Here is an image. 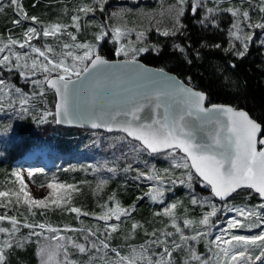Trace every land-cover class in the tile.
I'll use <instances>...</instances> for the list:
<instances>
[{"label":"snow or ice","instance_id":"snow-or-ice-1","mask_svg":"<svg viewBox=\"0 0 264 264\" xmlns=\"http://www.w3.org/2000/svg\"><path fill=\"white\" fill-rule=\"evenodd\" d=\"M183 4L184 0H179ZM11 5L15 6L20 19L14 20L13 24H20L22 20L30 19L33 23H38V19L35 16L29 17L24 12L23 7L20 5V0H11ZM197 3L192 5V11L195 13ZM261 13H264V3L259 8ZM80 11L87 14L92 11L90 7L80 9ZM209 12L212 9H208ZM226 11L236 17L239 15L238 10L231 8ZM183 14V8L179 10L178 15ZM244 21H249L248 27L264 29V23H256L252 25L250 23L249 12L244 11L242 13ZM79 17L73 16V26L79 30V24L76 23ZM179 25V20L176 21ZM233 28L236 31L230 32V35L237 40L241 39L239 35L241 29L239 23L233 24ZM61 31V26L58 24H52L46 26L42 30L44 37L55 36ZM113 39L116 43H119L120 37L123 35V30L120 27L112 29ZM162 35H169L168 31L161 33ZM175 34V33H173ZM40 32L37 28L29 27L24 33V42L21 43L17 40L9 38L8 43L4 46H0V53H5L6 49L9 54H5L0 57V68H7L9 71L13 69H25L20 71V76L24 77L26 71L30 70L31 75H35L37 68L41 69L45 75L42 81H32L33 84L46 85L47 88L55 91L56 104L55 112L45 110L39 117L38 123L48 122L49 117H54L55 123H68L72 124L74 119L79 115L75 109L76 92L85 87V82L90 79H95L97 76L111 73V72H136L147 71V69L141 68L136 64L135 57L139 53L148 51L146 47H140L138 49L133 48L132 59L126 62L110 63L102 58L100 55L95 54L94 45L85 43H75L70 46L64 44L63 48L75 47L76 49H83V55H74L73 52L67 51L62 54L64 58L53 59L46 53L53 52V49L46 47L44 51L40 48L31 46L29 41L34 37H38ZM71 35L73 41L76 40V36ZM106 33L101 32L97 35L96 40L99 41ZM143 36V33L138 34V39ZM252 40V33H247L243 36V50L238 51L235 54L238 57H243L248 49V44ZM18 45L23 49L26 46L31 47V52L38 54L39 57H43L45 62L38 63L36 59L31 60V65L27 62L24 64L21 61H26L27 53L21 54L12 52L11 47ZM217 47H219L217 45ZM182 50V49H181ZM123 53L125 56L129 55L127 49L123 46L116 48V54ZM67 57H71L72 63L66 62ZM13 59L15 63L13 64ZM84 61H88L87 64ZM135 65V67H130ZM161 74L163 70H158ZM55 73L54 76L51 74ZM87 74V75H85ZM75 77V80L73 79ZM99 89L100 84L94 85ZM141 91L137 94L139 99H133L130 102V106L123 112L117 111L111 115V120L115 121L117 116L124 115L130 117L124 123L116 124L115 127L127 134L128 137L138 141L142 145L143 149L149 153H159L162 150H171L168 152L169 156H174L176 150L183 155L173 163V167L184 168L188 170L187 179L192 181L193 175L199 177L206 186L210 187L213 197L224 200L235 193L238 189L248 188L252 189L262 199H264V125L252 119L250 115L243 111L237 110L231 106H223L213 104L210 107H205L206 96L204 93L194 90V88L185 85L183 82L176 81L171 88L176 96L179 97V104L175 111L170 112V106L163 103V98L167 97L170 93L168 89L155 86L154 83H146L139 86ZM12 86L6 83L4 79H0V107H3V101L12 97ZM14 92L21 93V89L16 87ZM44 94V88H40V95ZM15 103V101H12ZM155 103V108L164 107V115L162 119H156L152 117L150 123H134L140 120L139 113L145 107V103ZM21 105V112H28L29 109L25 107L28 104V99L21 95L19 100ZM203 114V115H202ZM187 117V119H186ZM195 117V119H191ZM88 118L91 122L93 129L99 127H106L109 131L113 130L112 124L97 123L99 116L95 113H89ZM213 124V129L207 131L206 139H197L198 132L205 131V124ZM131 165H129V168ZM126 171L128 169H125ZM194 170V173H193ZM40 170H31L28 172V177L31 178L34 172ZM15 177L16 183L19 185L18 191H0V198L14 197L15 203L19 206L21 203L27 207V210L35 215L33 211L36 209H47L50 205L61 207L63 204L70 200V196L64 193V189H71L72 186H65L54 182H49L47 187L51 190L48 197L36 199L26 190L27 184L24 182V178L19 172L12 174ZM144 177L149 180H162L163 177L154 170L149 172H138L137 178ZM175 183V181H173ZM183 183V181H181ZM190 186V185H189ZM43 187V185H41ZM157 193L152 196L153 200L157 199L158 195H162L159 189H154ZM111 199V198H110ZM197 203L194 198L192 201ZM12 203V200H8L7 203H0V207H7ZM107 208V206H105ZM264 208V204L259 206ZM171 208H175L172 205ZM171 208L165 209V214H171ZM234 211L235 216L227 220L226 228L221 231L224 235H227L231 230L247 227L249 229L253 227H261L264 224V216H262L255 209H246L244 207H237L228 209ZM67 211L76 213L77 216L83 214L85 216L89 213H81V209L77 207H69ZM216 207H212V211L207 213L202 220L199 221L202 225L209 224V218L216 215ZM127 210L121 208L118 204L116 207L107 208V211L97 216L96 219L106 222V230L104 239H100L97 232L91 229L87 230V235L84 237L88 240L89 237H96L99 243L96 241H90L89 245L75 243L72 237L65 238L61 235H52L51 237L45 236V232L58 233L60 230L53 228L45 223H27L23 224V227L31 229L29 237L35 236L42 238L43 240L56 241L55 245L41 243L37 255L40 257V264H75V261L70 260L68 246L71 245L77 249L80 253H87L89 249H94L97 253L103 250H110L115 253L117 259L108 260L104 259L103 264H173V253L182 248V244L187 240H196L201 233H196L192 237L180 236L182 243L172 242L171 246L168 245L165 239H154L150 241V244H155L162 248L159 253L153 252L149 255V248L141 246V248H133L128 255H122L120 251L115 248L110 249V245L107 241L111 233L117 230V225H108L107 221L113 217L116 220H120L121 216L126 215ZM245 221H252L253 217L257 218L260 223H244ZM9 221L12 225L11 229L7 227H0V234H5L7 237L3 241H0V264H6L5 251L7 249L16 247H22L23 243L19 240H15L14 237L19 232V221L15 216L0 215V221ZM185 226L192 224V221L185 220ZM133 229L137 225L133 224ZM173 227L179 233L180 229L173 223ZM39 229L40 231H36ZM66 231H77V229H65ZM80 231H85L81 229ZM154 235V233H153ZM164 235V234H162ZM167 236H171L172 233H167ZM66 243H62L65 241ZM210 243L219 251L215 253L216 264H254L255 261L264 260V230L260 231L258 235L244 236L232 234L228 239H224L223 235H217ZM259 249V254L252 255V251ZM188 252V257L185 259L184 264H191L192 261H197L198 264H210L209 260H203L201 256L197 255L196 251L192 248L185 249ZM62 251L63 260H57L58 253ZM106 256V253H105ZM155 257V259L153 258ZM96 258L90 256L89 261H94Z\"/></svg>","mask_w":264,"mask_h":264},{"label":"trees","instance_id":"trees-1","mask_svg":"<svg viewBox=\"0 0 264 264\" xmlns=\"http://www.w3.org/2000/svg\"><path fill=\"white\" fill-rule=\"evenodd\" d=\"M66 1L73 4L76 0H20V5L29 17L36 16L39 19L53 15ZM186 4L190 5V2ZM189 5L182 15L183 28L179 32L165 36L149 31L146 38L149 41L148 51L139 53L135 58L175 73L183 81L204 91L208 103H227L236 108H243L252 118L264 125V52L261 45L250 41L243 57L234 55L228 48L229 16L219 15L213 22L205 21L200 19L198 13L191 14ZM17 19H20V16L14 6L5 5L0 9V36L8 33L20 35L27 20L13 24ZM97 53L108 59L122 58L116 55V45L108 36L97 42ZM1 75L28 93H34L35 99L30 103L29 111L11 123L1 118L5 114L0 110V191L5 188L6 191H12L11 188L15 187L13 168L16 161L27 151L41 149L59 153L67 160L52 167L36 166L40 171L35 178L74 182L77 188L73 191L67 206L80 208L81 213H89L87 216L79 215L78 220L86 223L90 222L92 214L100 210L110 198L131 209L130 216L123 221L120 231L112 235L110 249L123 251L125 247L121 243V235L132 223H136L138 228L133 242L146 241L142 237L155 231L151 229L157 222L153 214H158L161 204H153L146 195L144 190L146 183L139 181L136 176L139 165L127 163V155L124 156L123 149L115 147L108 149L101 145L93 134L119 136L120 141L132 146V152L137 155L133 157L144 162L154 160L161 153L150 154L139 143L120 133L61 127L56 125L54 117H49L46 123H38L44 105L54 112L53 91L43 87L44 94L40 95V90L32 92L31 89H27L17 74L9 76L7 71H3ZM187 183L176 184L171 194L167 192L170 195L166 200L169 199L179 207L181 204L177 200L184 204L189 203L192 195H196L198 200L200 197L208 196L216 203L219 202L213 198L209 187L195 175L192 181ZM8 200H12V203L7 207H0V215L15 216L19 222L40 221L61 228L77 226L76 213L69 212L63 207L34 208L36 214L32 215L22 203L18 206L14 197L0 198V203H7ZM232 200L250 205L262 202L256 193L247 188L238 190L221 203L223 205ZM190 204H193L191 199ZM197 204L195 205L197 209L190 211L192 214L198 215L201 209L206 207ZM0 223L6 227L9 222L5 220ZM29 232L30 229L23 227L16 234L14 239L23 243L18 249L23 251L20 254L12 252L8 255L10 249H7L6 264H9L8 258L10 264H40V257L37 255L41 245L40 239L35 236L29 237ZM65 233V238L70 237L68 231ZM77 236L78 232L71 236L75 243L79 242ZM62 243H66V240ZM201 243L202 240L198 245ZM15 249L17 247L14 245L13 250ZM59 257L63 258L62 251Z\"/></svg>","mask_w":264,"mask_h":264},{"label":"rangeland","instance_id":"rangeland-1","mask_svg":"<svg viewBox=\"0 0 264 264\" xmlns=\"http://www.w3.org/2000/svg\"><path fill=\"white\" fill-rule=\"evenodd\" d=\"M186 2H190L189 4H186ZM197 3L196 11L195 13H198L200 15V19L213 22L215 20L216 16L221 15H228L230 19L229 24V32H228V48L229 50L236 55L235 53L238 51L243 50V36L247 33H252V40L256 44L261 45L263 52H264V29H259L255 27H248L249 21H244L242 13L244 11L249 12L250 17V23L252 25H255L256 23H264V13H261L259 8L262 3H264V0H184L183 4L179 2V0H76L73 4L64 3L62 6L59 7L58 11L53 13L51 16H45L43 18H37L38 23H33L30 19L27 20L25 23L24 28L21 29L20 35H12L11 33H8L5 36H0V46H4L8 43L9 38L17 40L21 43L24 42V33L29 27H35L37 28L38 32H40V35L38 37H34L31 41H29V44L31 46L40 48L42 51L46 49V47H50L53 49V52L46 53L49 55L50 58L53 59H59L64 58L62 54L67 51L73 52L74 55H83L84 50L83 49H76L75 47H69L68 49H64L63 45L66 43L70 46L74 45L75 43H85V44H91L94 45V52L97 54V40L96 37L101 32L106 33L102 37V39L105 36H108L116 45L117 47L123 46L125 49L128 50L129 55L125 56L123 53L120 55H117L118 57L122 58H130L132 57V51L133 48H140V47H148L149 41L146 40L149 31H154L155 33L161 34L164 31H168L169 35H172L173 33L179 32L183 28L182 24V15L184 14L186 10V6L189 5L188 9L191 14H194L192 11V5L193 3ZM5 5H11V0H0V9H2ZM15 7V6H14ZM90 7L92 11L85 14L84 12L80 11V9ZM183 8V14L178 15L179 10ZM233 9L238 10L239 15L234 17L231 12L226 11L227 9ZM208 9H212L211 12L208 11ZM77 16L79 19L76 23L79 24V30H77L76 27L73 26V20L72 17ZM32 17V16H31ZM36 17V16H35ZM179 20V25H177L176 21ZM239 23L240 25V33L241 36L240 40L235 39L230 35V32L236 31L235 28H233V24ZM52 24H58L61 26V31H59L55 36H48L44 37L42 35V30L44 27L52 25ZM115 27H120L123 30V35L120 37L119 43H116V41L113 39V33L112 29ZM72 35L76 36V40L73 41L71 38ZM143 33V36H141L138 39V34ZM101 40V39H100ZM99 40V41H100ZM249 44V42H246ZM12 52L17 53H27V59L26 61H21L22 64L27 62L29 66L31 65V60L36 59L38 63L45 62L43 60V57H39L38 54L31 52V47L26 46L25 48L21 49L18 45L10 46ZM5 54H9L8 50L6 49L5 53H0V57H2ZM138 55H136L137 57ZM237 56V55H236ZM66 62L71 64L72 60L71 57L65 58ZM15 63V60L13 59V64ZM85 64L88 63V61H84ZM25 70L23 68L21 69H13L9 71L7 68H0V79H4L6 83L12 86V97L9 99H5L3 101V107H0V110L4 111V116L1 118L3 120H6L8 122H14L16 119L21 118L25 115V112L20 111V103L19 100L21 98V95L26 97L28 99V104L25 105V107H30V103H33V100L35 99L34 93H28L25 91L22 87H20L18 84L4 78L1 74L3 71H7L9 73V76H14V74L18 75V78L21 80V82L26 85L27 89H31L32 92L35 90H40L41 87H45V85H37L33 84L32 81H42L44 79L45 73L37 68L35 70V75H31V71L27 70L26 75L24 77L20 76V71ZM51 75H55V73H52ZM10 78V77H9ZM20 88L21 93L17 94L14 92V88ZM48 89V88H47ZM15 101L13 103L12 101ZM49 110L47 105H44V109ZM94 138L104 147L110 149V148H121L123 149L124 156L126 157V162L132 163L133 165L138 164V168L136 169V176L138 172H149V170H154L155 172L159 173L161 177H163L162 180H149L144 177L138 178L139 181L145 182L146 187V195L148 196L149 200L153 204L160 203L161 208L158 214H153V216L157 219L155 227L151 229H155L154 232L148 233L147 235L143 236L142 239L146 240L144 242L139 241L137 243H134L136 236L137 227L133 229V224L137 225L136 223L130 224V227L128 229L124 230V234L121 235L122 240L121 243L124 245L123 251H120L122 255H128L133 248L140 249L141 246H146L149 248V255L151 253L156 252L159 253L162 251V248L155 245L150 244V241L160 238L165 239L169 246H171L172 242L176 243H182L180 240V236L184 235L186 237H192L196 235V233H201L200 236L197 237L196 240H187L186 243L182 244V248L180 250H177L173 253V264H184L185 259L188 257V252L185 250L187 248H192L196 251L197 255L201 256L203 260H209V257H211L210 264H216L215 261V253L219 250L215 248L210 241L214 240L217 235H223L224 239H228L230 235H244V236H252V235H258L260 231L264 230V224H261V227H253L251 229L244 227V228H238L231 230L227 235H224L222 233V229L226 228L227 226V220L235 216L234 211H229L228 209H233L237 207H244L246 209H255L258 211L262 216H264V208H260L259 206L264 204V201L257 202L254 205L247 204L243 201H227L225 204L222 205L220 202H215L208 196L200 197L198 200L196 195L191 196V202L195 198L197 203H200L199 205L206 207H203L201 212L197 215L192 214V212L195 209H197L198 205L197 203L190 204L189 203H182L181 200H177L178 203H180V207L170 202L169 199L166 200V197L172 193L173 188L176 184H180L181 181H183V185L188 184L187 182V172L188 170L184 168H177L173 167V163L176 160H179V158L182 156V154L179 153V151L176 150L174 156H169L167 151L164 153H161L160 155H157L154 160H150L147 162L138 160V158L135 159L136 154L132 152V146L127 142H122L119 140V136L116 135H109V136H101V134L94 133ZM156 159H158V162ZM67 160L66 157L60 155L59 153H52L48 150H30L27 151L22 155L20 159L16 161V165L13 168L14 172H19L21 176L24 178L25 184H27V191L31 194L33 198L41 199L44 197H48L50 193V189L47 187V184L49 182H54L58 184H63L65 186L71 185V189H64V193L71 197L73 191L77 188L76 184L72 181L70 182H62L58 180H44L36 179V174L39 173V171L34 172V175L29 178L28 172L31 170H37L36 166H48L52 167L56 164L59 165L62 161ZM15 179V177L13 176ZM98 179L101 180L99 177ZM175 181V183H173ZM186 182V183H185ZM43 185V187H41ZM186 187V186H185ZM19 185L16 183L15 180V187H12V191H18ZM154 189H159L160 192H162V195H158L156 200L152 199L153 195H156L157 193L154 191ZM1 191H6L5 189H1ZM167 192H170V194H167ZM70 200H68L67 203L63 204L61 207L65 208L67 210ZM176 202V201H175ZM119 205L121 208L127 210V214L121 216L120 220H116L114 217L107 221L108 225L115 224L117 225V230L113 233H111V236L108 237L107 241L110 245L111 237L114 234H117L121 227L123 221H125L126 217L130 216L131 209H128L126 207L121 206L117 201L114 199H110L106 201V203L101 207L100 210L95 211L92 214V219H90L89 223L83 222L80 219L79 216L77 218V226L74 227H67V229H77L78 232V243L85 244L86 246L89 245L90 241H96L97 244L99 241L96 237H89L88 240H85L84 237L87 235V230L91 229L92 231L97 232L99 235L100 233H105L107 231H110V229L106 230V222L102 220L96 219L97 216L101 215L105 211H107V208L116 207V205ZM221 204V205H220ZM172 205H175V208H171ZM191 205V206H190ZM54 206V205H50ZM107 206V208L105 207ZM215 206L217 211L216 215L211 216L209 218V224L208 225H202L199 223L200 220L204 218V216L212 211V207ZM171 208V214H165V209ZM180 208V209H179ZM179 209V210H178ZM77 215V214H76ZM238 219H241L244 223H260V221L253 217L252 221H245L241 217H237ZM123 219V220H122ZM122 220V221H121ZM189 220L192 221V224L189 226H185L184 221ZM1 222V221H0ZM9 222V221H8ZM25 222H19V229L21 230L23 228V224ZM35 223H42L40 221H36ZM173 223H175L176 227L180 229V232L178 233L176 231V228L173 227ZM0 227H5L4 224L2 225L0 223ZM7 228L11 229L12 225L9 222L6 226ZM53 228H57L60 231L58 233H50L45 232L44 235L51 237L52 235H61L66 236L65 229L61 227L51 226ZM81 229H84L85 231H80ZM31 231V229H30ZM36 231H40L39 229H36ZM68 236L74 235L75 232L69 233ZM154 233V235H153ZM167 233H172L171 236H167ZM164 234V235H162ZM7 237L5 234H0V241H3ZM100 239H104V235H99ZM39 242L43 244H52L55 245L56 241L51 240H43L42 238ZM202 240V243L200 245L199 241ZM65 242V241H62ZM111 247V246H110ZM20 247H17V249L13 250L11 248L8 252V255H11L12 252H17V254H20L23 250L18 249ZM68 252H69V259L72 261H75V264H82L84 262H87L88 264H103L104 259L108 260H115L117 259L114 252H109V250H103L102 252L97 253L94 249H89L87 253L82 254L78 250H76L71 245L68 246ZM76 252V254H75ZM106 253V256H105ZM250 254L257 255L259 254V249H256L255 251H252ZM95 257L96 259L94 261H89V257ZM155 259V257H153ZM57 260H63L60 259L59 253L57 257H55ZM9 264H10V259ZM191 264H198L197 261H192ZM254 264H264V260L262 261H255Z\"/></svg>","mask_w":264,"mask_h":264},{"label":"water","instance_id":"water-1","mask_svg":"<svg viewBox=\"0 0 264 264\" xmlns=\"http://www.w3.org/2000/svg\"><path fill=\"white\" fill-rule=\"evenodd\" d=\"M97 54L100 55L105 60L109 61L110 63L126 62L132 59V58L108 59L99 53ZM135 61H136V64H138L143 69H147V71L137 70L136 72H111V73L97 76L94 80L90 79L89 81H86L85 87L79 89L75 94L76 96L75 109L79 115L74 119V122L72 124H68V123L57 124L56 123V125L61 126V127H66V128H77V129H83V130H98L104 133H120V134L125 135L131 141L139 143L138 141H135L134 139L128 137L126 133L118 130L115 127L116 124L124 123L126 120H129L130 117H125L124 115H120L116 117L115 121H113L111 120V115L117 111L123 112L130 106V102L133 99H139V96L137 95L141 91V88L139 86L142 84H146V83H154L155 86L157 87H161V88H165L169 90L170 94L167 97L163 98V103H166L167 105L170 106V112L175 111L179 104V97L174 94L171 88V85H173L176 81L183 82L185 85H188L194 88V90L204 93L206 96L205 107H210L211 105L216 104V105H223V106H231L237 110H243L247 112L243 108H236L227 103H208L207 95L204 91H201L198 88L194 87L193 85H190L189 83L183 81L175 73L167 69H164V68L146 64L138 58H135ZM130 67H135V65H130ZM161 69L163 70L162 74L158 71ZM73 79L75 80V77H73ZM97 83L100 84L99 89L94 87V85H96ZM52 91L55 96V103H54V112H55V104H56L57 98L55 95V91L54 90ZM144 103H145V107L139 113L140 120L134 123H150L153 116H155L156 119H162L164 115L163 106L157 109L155 108L154 102L151 104L147 102H144ZM90 112L95 113L97 116H99L97 123H101L105 125L112 124L114 126L113 130L109 131L106 127H99V128L93 129L91 127V122L88 118V114ZM191 119L194 120L195 117H192ZM204 127H205V131L198 132L197 139H201V138L206 139V133L207 131H211L213 129V124L206 123ZM140 146L142 147V145ZM167 151L169 150H162L161 152L155 153V154H160V153H164ZM150 154H153V153H150ZM193 173H194V170H193ZM241 189H244V188H241ZM250 190L255 193L254 190L252 189ZM210 193H211V190H210ZM213 198H215L219 202H224L225 200L228 199L226 198L224 200H221L220 198H217V197H213ZM259 198L262 201H264V199H262L260 196Z\"/></svg>","mask_w":264,"mask_h":264}]
</instances>
